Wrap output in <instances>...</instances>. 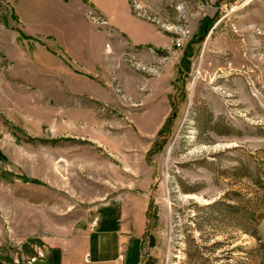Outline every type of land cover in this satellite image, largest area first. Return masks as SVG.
I'll return each mask as SVG.
<instances>
[{
  "label": "rangeland",
  "instance_id": "rangeland-1",
  "mask_svg": "<svg viewBox=\"0 0 264 264\" xmlns=\"http://www.w3.org/2000/svg\"><path fill=\"white\" fill-rule=\"evenodd\" d=\"M128 3L133 17L122 0H0V41L24 36L14 10L24 31L62 36L77 58L101 36L99 49L111 45L125 65L115 64L103 89L112 101L78 95L65 114L43 89L0 88V264L51 243L76 245L111 196L116 207L148 201L140 264H264V212L256 239L223 209L255 194L264 166V0ZM148 13L167 19L156 25L167 47L153 48ZM206 16L215 21L202 33ZM154 52L179 68L161 120L168 89L146 80L166 60L147 62Z\"/></svg>",
  "mask_w": 264,
  "mask_h": 264
},
{
  "label": "crops",
  "instance_id": "crops-1",
  "mask_svg": "<svg viewBox=\"0 0 264 264\" xmlns=\"http://www.w3.org/2000/svg\"><path fill=\"white\" fill-rule=\"evenodd\" d=\"M122 1L132 16L128 0ZM13 14V22L25 36L18 31L7 34V38L2 36L0 88L8 87L12 91L14 84L17 86L24 84L31 94L38 95H41V89H43L49 104L61 106L63 114H65L66 106L75 104L80 95L87 94L98 101L106 98L112 101V95L109 94L106 97L107 93L103 92V89L107 90L110 87L109 84L107 85V78L115 64L125 65L114 55L111 45L107 46L108 51L106 45L99 49L101 36L91 40L92 47L87 55L77 58L67 49L68 42H65L62 36L54 38L34 36L18 25V15L14 10ZM143 17L142 21L150 27L151 34L156 39V45L153 48L167 47L168 35L156 26L167 19L159 14L153 16L149 13ZM58 46H64V51H60ZM154 53L146 56L147 62L158 64L166 58L157 76L146 80L150 85L159 84L162 90L165 87L168 89L164 97L163 94L160 95V100L157 102V105L161 104V108L156 111L154 118L161 120L165 119L163 105L168 102L169 88L170 85L173 87L175 84L174 80L179 68H174L175 62L171 57L166 55L159 57L155 56L157 52ZM4 63L8 65L4 66ZM118 69L124 70V68ZM101 78H104L105 84L100 81ZM13 96L12 92L9 93V100ZM9 103L11 102L8 101ZM146 103L155 104V100L151 99V93H148ZM158 129L159 127H156V130ZM130 200L129 197V201L124 202L120 207H116V204L112 202V196L99 202L95 206L92 228L86 236L76 235L77 243L74 246L71 240L67 244L51 243L50 250H36L43 253L40 261L45 264H140L141 241L146 230L148 201L136 202L133 207L130 205Z\"/></svg>",
  "mask_w": 264,
  "mask_h": 264
},
{
  "label": "trees",
  "instance_id": "trees-1",
  "mask_svg": "<svg viewBox=\"0 0 264 264\" xmlns=\"http://www.w3.org/2000/svg\"><path fill=\"white\" fill-rule=\"evenodd\" d=\"M215 19L212 17H204L200 22L199 30L200 32H208L212 24H214ZM25 36V35H24ZM254 185L257 191L253 196L245 198L244 202L239 206H236L233 202H228L224 204V212L226 214H236L239 213L242 221L240 223V229L243 233L253 236L256 239L259 238V233L257 225L259 220H261L262 214L264 212V166L259 170L257 178H255ZM218 202H212L209 207L216 206Z\"/></svg>",
  "mask_w": 264,
  "mask_h": 264
},
{
  "label": "built area",
  "instance_id": "built-area-1",
  "mask_svg": "<svg viewBox=\"0 0 264 264\" xmlns=\"http://www.w3.org/2000/svg\"><path fill=\"white\" fill-rule=\"evenodd\" d=\"M139 14V13H137ZM183 44V38H176L174 41L175 49L172 51V57L174 59H177L178 57V50L182 47ZM165 60V59H163ZM43 258V253L41 251H36L35 254H32L28 258L22 260L21 262H17V264H38V261H40Z\"/></svg>",
  "mask_w": 264,
  "mask_h": 264
}]
</instances>
